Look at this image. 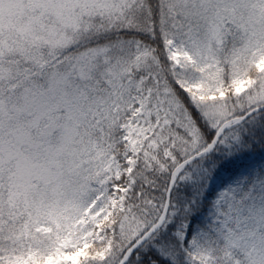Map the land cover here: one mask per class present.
Here are the masks:
<instances>
[{
	"label": "snow or ice",
	"instance_id": "6c2138e0",
	"mask_svg": "<svg viewBox=\"0 0 264 264\" xmlns=\"http://www.w3.org/2000/svg\"><path fill=\"white\" fill-rule=\"evenodd\" d=\"M0 264H264V0H0Z\"/></svg>",
	"mask_w": 264,
	"mask_h": 264
}]
</instances>
